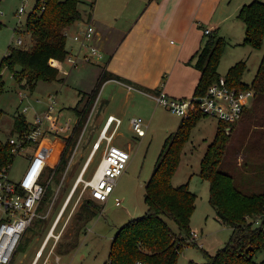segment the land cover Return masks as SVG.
Returning <instances> with one entry per match:
<instances>
[{"label": "rangeland", "instance_id": "rangeland-1", "mask_svg": "<svg viewBox=\"0 0 264 264\" xmlns=\"http://www.w3.org/2000/svg\"><path fill=\"white\" fill-rule=\"evenodd\" d=\"M25 1L3 0L2 2L1 8L4 10L5 15H0V22L3 24L0 29V67L9 47L16 45L17 38L23 37L24 45L22 47L31 48L34 45V39L31 33L28 32L26 24L27 18L34 11L38 0H28L26 13L18 17L16 12ZM94 1H81L82 14L88 16V7ZM100 1L103 0L97 2ZM239 1L234 0L232 4H237ZM248 1L247 3H249ZM92 16L93 19L94 17H101L100 12L96 10ZM243 26V23L236 19L227 29L225 39L229 44L223 52L218 71L221 76H226L233 65L247 59L252 53L248 61V70L243 78L244 82L249 84L264 58V52L253 50L249 46L232 45L243 41ZM16 29L19 31H15ZM96 60L102 59L96 58ZM17 69L20 70L21 68L16 67ZM0 73L3 79V91L0 92V141H5L16 133V120L21 116H26L29 121H33L36 111L41 112L44 104L43 102L38 103L37 99L47 102V97L50 94L56 95L58 100L57 111L60 109V112L63 111L61 118L57 114L54 115V119L59 126L62 128L66 126L69 117L76 118L74 107L77 103L78 93L70 89L69 86H62L59 81L55 83L40 82L37 90L31 92L29 88L23 86L25 81H16L13 72L7 67H3ZM60 89L61 91L57 93L56 91ZM102 91L99 92L102 94ZM20 92L28 95V98L21 96ZM254 98L246 101L247 107ZM25 105L31 106L30 111L26 114L22 113V108ZM82 106L80 104L79 108H82ZM115 108L116 106L111 107V109ZM105 109L104 107L99 112L98 108L95 112L94 106L91 107V115L89 114L86 124L80 134H77L74 141L67 147L66 142L68 140L64 139L65 134L61 132H47L42 139L41 147L51 157L55 158V160H50V167H56L57 159L61 160L64 153L69 158L67 164L55 174V178L49 186L47 195L39 209L38 214L40 215L49 212L44 224L38 230L40 231L39 235L28 242L26 249L17 252L12 264H106L109 261L112 243L118 229L129 221L146 214L148 210L145 201L146 186L155 171L158 158L169 137L168 135L176 131L178 122L182 117L173 114L169 109H162L158 116L150 121V118L139 111L138 105L132 103L122 117L123 123L115 140L117 146H124L128 142L132 143V146L127 148L131 154V159L126 172L118 180L113 196L107 203H99L103 207L102 211L82 225L78 232L77 213L85 200H94L90 188L86 186V182L93 178L97 170L105 152L106 143L104 142L85 173L84 181L78 186L57 225L55 234L61 235L58 242L56 243V239L52 237L44 248L42 257L37 259L39 251L46 242L58 214L88 159V152L100 135L107 116L104 113ZM135 117L142 118L145 123L149 124L147 134L142 138L138 137L137 133L131 128L130 120ZM218 126L219 120L214 117H204L200 120L192 131L190 141L185 146L180 167L173 179L175 186L189 183L190 190L196 195L197 207L192 216L191 228L200 233L199 245L187 246L179 255L178 264H189L191 261L197 264L200 262L205 264L206 259L203 251H207L211 255L217 254L232 235V228L223 224L216 217L214 208L210 203V182L200 175L201 161L207 146L216 135ZM253 129V119L251 121L246 114L240 127L237 128L235 133L233 132L225 160L221 166L222 171L232 174L236 183L248 193L262 191L263 187L261 185L264 184V150L263 146H253L254 142L251 144L250 133ZM253 138H257L256 133ZM15 163L16 171L19 172L22 168L20 160L16 159ZM256 171L259 175H253ZM116 197L122 200V205L116 206ZM165 219L177 232L178 226L175 222L168 218ZM36 220H39V218ZM22 241L26 246L28 232L25 233ZM256 260L258 262L263 261L264 252L259 253Z\"/></svg>", "mask_w": 264, "mask_h": 264}, {"label": "trees", "instance_id": "trees-1", "mask_svg": "<svg viewBox=\"0 0 264 264\" xmlns=\"http://www.w3.org/2000/svg\"><path fill=\"white\" fill-rule=\"evenodd\" d=\"M81 1L46 0L47 6L44 11L30 14L26 26L34 39V45L31 48L10 46L2 59L0 72L3 67H7L13 72L16 81H25L23 86L29 88L31 92L37 89L40 82L60 81V70L54 65V60L65 61L69 54L66 31L82 19ZM238 18L246 27L242 45L262 50L264 2L255 0L244 5ZM227 46L228 41L214 33L191 60L190 63L195 62L194 66L202 72L195 95H204L221 77L218 70ZM16 67L21 69L16 70ZM247 70V61L241 60L228 70L226 79L231 87L255 91L258 103L253 108L255 126L250 138L251 144L254 142L253 146H263L264 150V58L250 84L243 80ZM112 77L110 73L104 71L97 89L89 94L85 93V96L88 95L85 106L81 109L75 107L80 123L69 144L86 124L102 85ZM2 91L3 79L0 73V92ZM82 101L83 99L79 104ZM204 117L208 116L197 112L183 117L178 129L167 138L155 171L146 186L145 201L148 210L144 216L131 220L118 229L106 264H135L138 260L149 264H178L179 255L187 246H198L195 241L190 240L192 216L197 207L196 195L190 190L189 183L175 186L173 179L180 167L192 131ZM26 122L25 116L17 119V130L23 129ZM227 127L226 123L219 122L215 138L201 161L200 175L210 182V203L216 210L219 220L230 226L233 231L229 241L217 254L211 255L203 251L205 264H264V260L261 262L256 260L257 255L264 252V184L261 185L262 191L248 193L236 183L232 174L222 171L221 166L232 137ZM255 133L256 139L253 138ZM68 158L69 156L64 153L56 168L50 166L47 168V175L54 172L57 174L67 164ZM9 161V151L3 147L0 150V168ZM253 175L259 173L256 171ZM102 208V205L92 199L85 200L77 213L78 232L82 225L100 213ZM259 217H263L262 223L260 226H254V220ZM165 218L175 222L178 226L177 232ZM35 222L33 223L35 225L27 230L26 246L22 241L18 251L26 249L28 242L39 235L38 230L45 219L39 218Z\"/></svg>", "mask_w": 264, "mask_h": 264}, {"label": "crops", "instance_id": "crops-1", "mask_svg": "<svg viewBox=\"0 0 264 264\" xmlns=\"http://www.w3.org/2000/svg\"><path fill=\"white\" fill-rule=\"evenodd\" d=\"M97 1L95 0L89 5L88 16L82 14V19L66 31L67 50L69 55L77 58L78 65L74 66L67 60H54V65L60 70L61 80L59 82L62 83V86L67 85L78 93L75 107H79L80 104L83 105L82 108L85 106L88 101V95L85 96V93L89 94L97 89L104 71L113 76L102 85L100 89L103 90L102 94L99 92L98 96H100L95 99L93 105L95 112L98 108L99 112L104 107L106 108L104 111L107 115L105 125L110 116L120 118L123 123L122 117L132 103L137 104L139 111L150 118V121H153L162 109L168 110L157 105L155 101L154 96L159 91H164L169 96L178 99L194 96L202 72L194 66L195 62L190 63L191 60L202 49L210 35L218 33L219 36L224 35L221 37L225 38L227 29L234 21L236 19L241 21L238 18L241 8L255 0H240L237 4H232L234 0ZM260 1L264 2V0ZM95 10L100 12L101 17L93 19L92 14L94 15ZM241 23L243 22L241 21ZM88 24L95 27L91 45L103 54L102 60H94L92 63L83 60V57L90 53V47L82 46L80 42L74 40V36L83 32ZM243 25L244 41L246 27L244 23ZM207 29L212 32L206 34ZM243 41L237 44L230 43L242 45ZM251 49L253 48L251 47ZM257 51L264 52V48ZM251 55L252 53L243 60L248 63ZM60 91L61 89L56 92ZM82 99V103L79 104ZM42 102L44 104L41 112L45 111L47 105V102L42 100L38 103ZM257 103L255 97L246 107L243 117L247 113V117L251 121L254 120L253 108L257 106ZM112 106H116V108L111 109ZM60 110L57 112L59 118L63 115V111L60 112ZM75 112L76 118L69 117L67 125L64 126L66 130L64 139H72L80 123L78 112L76 110ZM37 113L40 112L36 111ZM242 119L232 127V135L240 127ZM181 120L178 122L177 129ZM145 124L149 127L148 123ZM121 125L117 128L116 122H114L109 129L110 133L116 130L113 144H115ZM98 140L99 137L96 142ZM131 146L132 143L128 142L120 147L128 150L127 148ZM98 151L94 152L92 147L88 152V165L84 175ZM49 158L55 160L54 157L50 156ZM214 211L216 213L215 209ZM216 217L218 218L217 213ZM192 231L197 234L195 242L199 245L200 233L193 228Z\"/></svg>", "mask_w": 264, "mask_h": 264}, {"label": "built area", "instance_id": "built-area-1", "mask_svg": "<svg viewBox=\"0 0 264 264\" xmlns=\"http://www.w3.org/2000/svg\"><path fill=\"white\" fill-rule=\"evenodd\" d=\"M2 2L3 0H0V15L4 16L5 12L1 8ZM27 6L28 0L19 7L16 15L21 17V15L25 14ZM46 6V0H38L32 13L44 11ZM2 26L3 24L0 22V29ZM205 32L206 34H210L212 31L207 29ZM94 35L95 27L92 24H88L83 32L74 36V40L80 42L82 46L90 47V53L83 57L85 62H92L96 58H103L102 52L91 45ZM15 44L13 47H22L24 45L23 37L17 38ZM66 60L74 66L78 65V60L73 55L68 54ZM20 95L28 98V95L22 92H20ZM254 97H256V93L252 89L244 90L231 87L227 82L226 76H221L218 81L208 88L204 95H194L191 98L178 99L161 91L154 96L157 105L169 109L177 116L187 117L192 112H197L204 116L214 117L219 122H224L228 125V132L231 130V126L237 124L243 118L247 107L246 101ZM38 102H41V100H38ZM57 105L58 100L56 95L50 94L47 97L45 111L37 113L33 121H29L26 118V126L23 129L17 130L7 140L0 141V150L5 147L9 151L10 157V161L0 168V264H12L27 230L37 218L45 219L49 213L38 214L47 190L55 178V172L49 176L47 175L50 156L41 147V141L47 132H66L64 127H60L54 119V115L58 112ZM30 109L31 106L25 105L22 108V113L26 114ZM114 122H116L118 128L122 120L118 117L110 116L100 132L99 140L93 146L95 152L100 149L103 142L106 143L105 152L93 178L86 182V186L91 190L93 199L101 204H105L111 199L118 180L126 172L131 159V154L128 150L113 144L116 130L110 133L109 129ZM131 126L138 137L142 138L146 136L148 126L142 118H132ZM65 140H68L66 142L67 147L70 145V139L65 138ZM16 159L20 160L22 166L19 172L16 171ZM59 162L60 160L57 159L56 167ZM87 165L88 159L40 251L46 247L52 237L56 239V243L58 242L61 235H56L55 230L78 186L84 181L83 175ZM115 204L116 206L122 205V200L116 197ZM262 220L263 217L255 219L254 226H260ZM196 237L197 234L192 231L190 240L195 241ZM40 253H38L37 259ZM135 264L149 263L138 260Z\"/></svg>", "mask_w": 264, "mask_h": 264}, {"label": "bare ground", "instance_id": "bare-ground-1", "mask_svg": "<svg viewBox=\"0 0 264 264\" xmlns=\"http://www.w3.org/2000/svg\"><path fill=\"white\" fill-rule=\"evenodd\" d=\"M83 178H84V175H83ZM41 252V253H40ZM39 253V257H38V259H40L41 257H42V255H43V252H44V249L42 250V251H40Z\"/></svg>", "mask_w": 264, "mask_h": 264}]
</instances>
